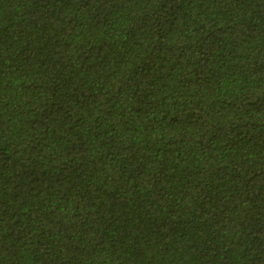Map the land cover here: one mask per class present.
Wrapping results in <instances>:
<instances>
[{
  "label": "trees",
  "instance_id": "1",
  "mask_svg": "<svg viewBox=\"0 0 264 264\" xmlns=\"http://www.w3.org/2000/svg\"><path fill=\"white\" fill-rule=\"evenodd\" d=\"M0 264H264V0H0Z\"/></svg>",
  "mask_w": 264,
  "mask_h": 264
}]
</instances>
